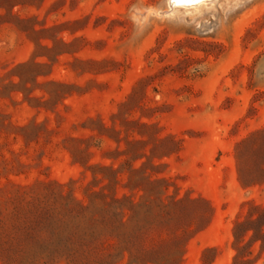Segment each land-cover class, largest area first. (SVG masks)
Returning <instances> with one entry per match:
<instances>
[{
    "label": "rangeland",
    "instance_id": "1",
    "mask_svg": "<svg viewBox=\"0 0 264 264\" xmlns=\"http://www.w3.org/2000/svg\"><path fill=\"white\" fill-rule=\"evenodd\" d=\"M170 1L0 0V264H30L49 192L107 184L157 264H264L233 235L264 211L237 149L264 129V0Z\"/></svg>",
    "mask_w": 264,
    "mask_h": 264
},
{
    "label": "trees",
    "instance_id": "2",
    "mask_svg": "<svg viewBox=\"0 0 264 264\" xmlns=\"http://www.w3.org/2000/svg\"><path fill=\"white\" fill-rule=\"evenodd\" d=\"M237 149L238 153L244 155L242 161L255 164L254 167H249L241 166L240 163L238 173L244 174L245 179L264 182V129L240 141ZM111 189L109 184L103 185L99 190L87 189L82 200L49 192L34 205L28 215L27 236L31 242L36 240V233L41 237L37 240L36 247L28 249V262L120 264L126 260L125 264H157L155 249L143 244V232L136 226L128 228L132 216L125 209L133 211L136 204L131 202L129 208H124V201L106 194ZM108 196L110 201L107 200ZM261 219H264V211L255 220L246 223L257 225L256 230L245 228V223L236 222L234 238L238 239L237 230L240 229L243 231L241 237L253 232L249 237L250 242L257 241L256 236L264 238V224L259 223ZM163 264L176 263L171 259Z\"/></svg>",
    "mask_w": 264,
    "mask_h": 264
},
{
    "label": "bare ground",
    "instance_id": "3",
    "mask_svg": "<svg viewBox=\"0 0 264 264\" xmlns=\"http://www.w3.org/2000/svg\"><path fill=\"white\" fill-rule=\"evenodd\" d=\"M212 0H171V7L188 8Z\"/></svg>",
    "mask_w": 264,
    "mask_h": 264
}]
</instances>
